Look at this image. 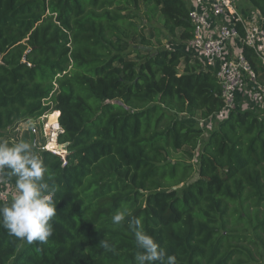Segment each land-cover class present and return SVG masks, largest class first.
I'll list each match as a JSON object with an SVG mask.
<instances>
[{
    "label": "trees",
    "instance_id": "trees-1",
    "mask_svg": "<svg viewBox=\"0 0 264 264\" xmlns=\"http://www.w3.org/2000/svg\"><path fill=\"white\" fill-rule=\"evenodd\" d=\"M249 2L264 28V0ZM141 6L147 22L160 16L152 36L128 14ZM189 10L187 0H0V142L53 104L68 145L65 160L36 150L56 189L53 235L29 244L0 225V264H135L127 222L111 223L122 208L177 264H264V114L217 118L218 78L162 48L178 31L193 39ZM244 54L264 72L252 48ZM198 114L220 119L204 141L178 118Z\"/></svg>",
    "mask_w": 264,
    "mask_h": 264
},
{
    "label": "built area",
    "instance_id": "built-area-1",
    "mask_svg": "<svg viewBox=\"0 0 264 264\" xmlns=\"http://www.w3.org/2000/svg\"><path fill=\"white\" fill-rule=\"evenodd\" d=\"M189 20L194 29L190 46L198 54L205 69L218 78L222 86L224 109L217 118H224L233 110H242L240 93L249 92L252 103L264 114V87L259 83V75L252 68L244 54V48H252L264 66V28L256 18L244 16L237 8L235 0H188ZM51 109L33 119L32 133L43 140L38 151H48L65 160L66 144H60L64 133L60 124L61 112ZM57 115L55 123L51 118ZM0 169V200L10 204L17 194L15 186L2 179Z\"/></svg>",
    "mask_w": 264,
    "mask_h": 264
},
{
    "label": "clouds",
    "instance_id": "clouds-1",
    "mask_svg": "<svg viewBox=\"0 0 264 264\" xmlns=\"http://www.w3.org/2000/svg\"><path fill=\"white\" fill-rule=\"evenodd\" d=\"M22 126L31 127L32 121H24ZM35 148L36 145L28 140L12 144L0 142V169L8 170L15 177L17 190L10 204L0 206V225L17 240L46 244L54 232L52 221L57 214V203L53 195L56 189L49 183L52 177L47 175L48 169ZM125 222L134 234L138 249L135 264H177V257L169 255L145 231L142 218L132 217L123 208L111 216V223L115 226H123ZM100 245L105 249L111 247L106 239Z\"/></svg>",
    "mask_w": 264,
    "mask_h": 264
},
{
    "label": "rangeland",
    "instance_id": "rangeland-1",
    "mask_svg": "<svg viewBox=\"0 0 264 264\" xmlns=\"http://www.w3.org/2000/svg\"><path fill=\"white\" fill-rule=\"evenodd\" d=\"M245 2H246V0H240V3L242 5H245ZM128 14L138 15L140 17L138 20H139V22H141L145 26H147L145 33L148 36L153 35L151 27L159 28V29L162 27V24L160 22V16H158L154 21H151V22L146 21V16L144 15V7L143 6H141V9L139 11L131 10ZM161 40H162V48H164V49H178L180 47V44H182V40L180 39L179 36H177L176 38H166V39H161ZM193 53L196 55V52L194 50H193ZM178 118L181 121L185 122L186 124H188L192 127L203 129L204 130L203 141L206 140L207 137L209 136V134L217 127V124L220 120L217 118H210L209 120H202L199 114L195 118H190L186 115H178ZM24 121H27V120H24ZM24 121L16 122L11 128H9V130L6 132V137L3 139V141L10 139L14 143H16V142H19L20 140H28V141L33 142L36 145L35 151L36 150L38 151L37 146L39 144H43V140L39 137L36 138L34 136V134L32 133V130H31L32 126L31 127H23L22 124ZM186 149L190 150L189 148H186ZM199 152H200L199 150L195 152L196 157L193 161V164H194L196 170H198L197 159H198ZM196 172L194 174L193 180H196L198 178V173H196ZM182 189H183V187L180 186L178 188V191L181 192Z\"/></svg>",
    "mask_w": 264,
    "mask_h": 264
},
{
    "label": "crops",
    "instance_id": "crops-1",
    "mask_svg": "<svg viewBox=\"0 0 264 264\" xmlns=\"http://www.w3.org/2000/svg\"><path fill=\"white\" fill-rule=\"evenodd\" d=\"M188 3H189V1H188ZM235 3H236L238 10L244 16H246L248 18L249 17L256 18V16H258V20L261 21V23H262L261 15L258 13L257 10H255L252 7L249 0H246L245 5H242L240 3V0H235ZM181 33H182V31H178L179 37L181 36ZM178 49L184 51L185 53L189 54L190 56H192L194 58H198V54L196 53V55H195L193 53V48L190 46V41H185V42L182 41V44H180V47ZM259 83L261 86L264 87V72L259 73ZM240 102L242 105V110H250V111H252L254 113H258V114L261 113V110L258 109V106L256 104L252 103L248 91H244V92L240 93ZM216 117H217V115H216Z\"/></svg>",
    "mask_w": 264,
    "mask_h": 264
},
{
    "label": "bare ground",
    "instance_id": "bare-ground-1",
    "mask_svg": "<svg viewBox=\"0 0 264 264\" xmlns=\"http://www.w3.org/2000/svg\"><path fill=\"white\" fill-rule=\"evenodd\" d=\"M56 119H57V115L53 116V117L51 118V123H55V122H56Z\"/></svg>",
    "mask_w": 264,
    "mask_h": 264
},
{
    "label": "water",
    "instance_id": "water-1",
    "mask_svg": "<svg viewBox=\"0 0 264 264\" xmlns=\"http://www.w3.org/2000/svg\"><path fill=\"white\" fill-rule=\"evenodd\" d=\"M67 147H68V145L66 144V145L64 146V148L67 149ZM2 179H4V177H3Z\"/></svg>",
    "mask_w": 264,
    "mask_h": 264
}]
</instances>
